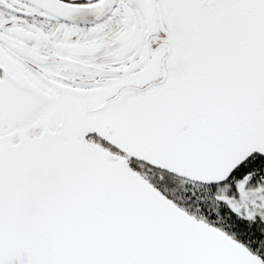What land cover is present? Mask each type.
Returning <instances> with one entry per match:
<instances>
[{"label":"snow or ice","instance_id":"1","mask_svg":"<svg viewBox=\"0 0 264 264\" xmlns=\"http://www.w3.org/2000/svg\"><path fill=\"white\" fill-rule=\"evenodd\" d=\"M0 264H264V0H0Z\"/></svg>","mask_w":264,"mask_h":264}]
</instances>
